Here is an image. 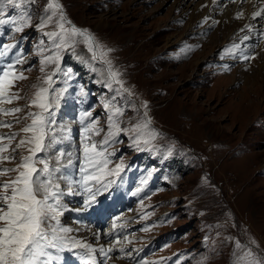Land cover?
<instances>
[{"label":"rangeland","instance_id":"374dc122","mask_svg":"<svg viewBox=\"0 0 264 264\" xmlns=\"http://www.w3.org/2000/svg\"><path fill=\"white\" fill-rule=\"evenodd\" d=\"M207 1H212L211 6ZM223 1L187 0L182 6L178 0H58L67 19L89 30L108 53L106 59L120 80L111 87L107 66L92 60L83 43L74 50H59L58 71L56 64H48L41 72V59L55 51L45 33L59 31L55 21L42 30L36 27L45 16L48 0H25L21 9L6 6L8 15L22 11L31 15L32 26L23 32L11 31L8 25L0 28V44L16 43L25 61L17 67L31 71H24L27 79L16 81L10 89L20 98L0 104V109H22L0 114V122L12 125L0 127V136L18 134L4 153L15 159L0 167L15 168L20 157L28 155L26 147L16 148L31 135L21 129L32 123L28 113L39 111L29 105L36 91L47 87L44 78L54 71L52 87L66 89L55 109V126L71 129L61 133L57 128L58 137H68L57 149L82 158L81 113L91 112L85 123L94 119L102 129L99 136L91 137L99 143L109 131L114 110L105 104L123 112L115 117L122 130L113 129L110 145L105 147L112 153L108 168L121 163L124 168L117 185L115 176L107 177L113 183L98 196L107 207L106 224L118 241L108 253L107 264H237L249 250L264 259V68L258 70L264 64V60L258 62L264 56V41H257L252 20L248 23L252 30L245 28L250 13L264 7V0ZM186 7L195 15L200 9L218 8L211 15L215 21L227 12L232 21L206 26L203 18L184 16ZM237 13H242L240 19ZM242 52L253 58L244 60ZM145 121L150 123L141 128L143 136L137 145L134 139L141 133L130 129ZM144 139L149 142L145 144ZM63 171L79 178L78 169ZM70 197L81 203L82 196L70 195H65L63 203L72 206ZM112 203L115 210L109 207ZM74 209L68 207L59 218L63 226H72L69 235L107 249L99 228L69 222ZM96 231L98 242L93 240ZM77 250H51L54 258H60L52 264L78 257Z\"/></svg>","mask_w":264,"mask_h":264},{"label":"snow or ice","instance_id":"6c2138e0","mask_svg":"<svg viewBox=\"0 0 264 264\" xmlns=\"http://www.w3.org/2000/svg\"><path fill=\"white\" fill-rule=\"evenodd\" d=\"M24 3L25 0H0V28L8 25L11 31L19 33L32 26L31 15L26 11H22L17 16L8 15L6 10V6L9 5L13 9H21ZM241 17L242 13H237L236 18ZM257 17L264 19V7L252 13L253 20ZM53 21L59 31L45 33V35L52 41L55 51L51 55L43 56L40 61L41 72H44V66L48 64H56L58 71L61 58L59 50L65 47L74 50L77 44L83 43L88 52L92 54V60L100 61L107 66L110 81L108 87H111L112 83L120 84L119 73L113 71L111 61L106 59L108 53L102 50V46L96 42L89 30L78 28L67 19L63 6L58 0H48L45 16L41 18V22L36 27L42 30ZM245 28L252 30L251 25H245ZM244 39L247 40L249 37L245 36ZM40 43L43 44V40ZM238 47L239 45L234 46V48ZM13 49H16V52H13ZM42 52L43 49L38 54ZM240 55L244 60L253 58L243 52ZM22 56V51L16 43L0 44V104H10L13 100L20 98L19 93H11L10 89L15 87L16 81L27 79L23 75L24 71H31L30 68L17 67L25 62ZM55 75L54 71L44 78V84L47 87H40L29 105V107L38 108L39 111L28 113L27 118H30L32 123L23 127L21 131L31 135L21 139L16 146V148L26 147L28 155L20 157L15 168L0 167V177H8V179L0 180V264H52L54 259L60 258H54L51 250L72 252L79 249L81 251L77 256L80 264H107V260L111 259L108 253L112 252V247L105 249L101 245L96 248L92 243L71 237L69 234L73 229L61 225L59 218L67 209L63 203L65 195L82 196L80 207L74 210L88 211L99 205L98 196L107 191L113 183L112 180L106 178L118 176L123 170L122 163L117 164L115 169L108 168L111 163L109 157L112 153H108L105 147L110 145V138L114 135L113 129L115 132L122 130L116 123L115 117L122 116L123 112L119 107L105 104L106 108L111 107L114 110L108 121L109 131L99 143L93 141L91 137L99 136L102 129L96 127L94 119L85 123L86 118H91V112H82L79 121L84 125V135L81 141L82 158L81 156L73 158V153H66L56 148L59 143L68 138L63 135L58 137L57 128L61 133L65 130L71 132V129L55 126V109L59 107L58 102L62 98L63 91L66 90H57L52 87ZM121 88H123L122 84ZM144 107L147 108L146 103ZM21 111V108L0 109V114L7 116ZM149 123L150 121H145L143 125L137 124L130 131L141 133V128H147ZM0 127L11 128L12 125L0 122ZM17 135V133H12L0 136V142L5 139L9 142L7 145L0 143V164L15 159L14 156L4 155V153L9 151L11 141ZM142 136V133L138 135L134 143L139 145ZM143 142L147 144L149 140L144 139ZM12 151L15 152L16 149ZM65 157L68 158L65 160ZM65 168L78 169L79 178H70L63 171ZM10 173H15V175L10 176ZM96 240L99 241L98 233ZM236 246L238 249L241 248L239 242ZM97 253L105 259L98 261ZM237 264H264V259L257 258L249 250L238 258Z\"/></svg>","mask_w":264,"mask_h":264},{"label":"bare ground","instance_id":"6f19581e","mask_svg":"<svg viewBox=\"0 0 264 264\" xmlns=\"http://www.w3.org/2000/svg\"><path fill=\"white\" fill-rule=\"evenodd\" d=\"M179 2H181V4L180 5H184L186 2H187V0H178ZM223 1V0H222ZM224 2V4L225 3H227L228 2V0H224L223 1ZM222 2V3H223ZM207 3V5H210L211 6V3H212V1H207L206 2ZM223 4V5H224ZM249 4V3H248ZM186 5V4H185ZM228 6V5H227ZM208 7V6H207ZM250 7V6H249ZM186 10H185V12H184V16H186L187 14V17L190 19H199L200 20V18H203L204 20H205V25L206 26H210V25H213V23H217V24H220L219 26H221L224 22H226L227 20L228 21H232V16H231V13H229V12H227V13H225V14H222L216 21L211 17V15L213 14V11L215 12V10L217 9L218 10V8H216L215 10L213 9V11H211V9L212 8H206V10H203V9H200V12L198 13H196V15L194 14V12L192 13V14H189V13H191V11H190V9H188L187 10V7L185 8ZM248 9V8H247ZM252 9V8H251ZM245 12H247V10L245 11ZM249 13V12H248ZM252 13L253 12H251L250 13V17H249V20H248V22L246 23V24H248L249 22H250V20H252V25H253V27H254V35L256 36V38H257V41L259 42V41H264V19H261L260 17H257L255 20H253L252 19ZM202 20V19H201ZM243 22V21H242ZM231 24H232V22H230ZM261 23L263 24L262 25V27L260 26L261 25ZM249 25V24H248ZM261 27V28H260ZM258 32H260V33H258ZM252 33V32H251ZM213 36V35H212ZM210 39H213V38H210ZM264 43V42H263ZM260 53H262L263 54V52L262 51H260ZM259 61L258 62H262V60H264V56H260V59H258ZM260 62V63H261ZM258 66H260V68L258 69L259 71H262L263 70V68H264V64H259ZM242 70V69H241ZM242 71H239V73H241ZM242 76H244L245 77V75H242L241 74V77ZM248 79V77L245 79V80H247ZM250 81V80H249ZM249 81L247 82V83H249ZM63 199H65V196H64V198ZM69 201V200H68ZM67 201V202H68ZM70 202L73 204L72 206H70V205H68V203H64V204H66L67 205V208L68 207H72L73 209L76 207V208H78V207H80V200H78V201H76V199H74L73 197H70ZM115 207V206H114ZM96 210V211H95ZM73 213L75 214V215H77V217L80 219V220H82L83 218H87V219H92L93 221H96V220H101L102 221V226L104 227V219H105V216H104V212H103V209H101L98 205L97 206H95L94 208H92V209H90V210H88V211H85V212H77V211H75V210H73ZM131 213V212H130ZM81 225H83L84 227L85 226H87V225H89V223L87 222V221H85V222H82V223H80ZM91 226V225H90ZM89 227V226H88ZM88 231V230H87ZM73 232V231H72ZM85 232V231H84ZM90 232V231H89ZM75 233V232H74ZM89 234V233H88ZM105 234H106V236L109 238L108 240L109 241H111L112 240V243H111V245H112V248H113V246H116L114 243L117 241V239H114V236H113V238H112V231H109V230H106V232H105ZM83 235V234H82ZM91 238V237H90ZM93 240H96V238H94ZM84 241V240H83ZM85 242H87V243H89V239H88V241H85ZM92 242V241H91ZM111 260V259H110ZM109 260V261H110ZM60 264H61V261H60ZM64 264H80V261H79V259H77L76 260V262L75 261H71V260H69L68 262H66V263H64Z\"/></svg>","mask_w":264,"mask_h":264}]
</instances>
